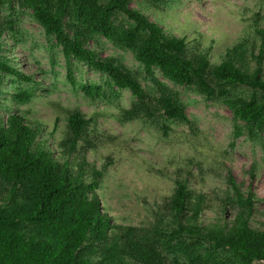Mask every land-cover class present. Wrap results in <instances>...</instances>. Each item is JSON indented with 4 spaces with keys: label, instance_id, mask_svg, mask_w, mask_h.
<instances>
[{
    "label": "trees",
    "instance_id": "16d2710c",
    "mask_svg": "<svg viewBox=\"0 0 264 264\" xmlns=\"http://www.w3.org/2000/svg\"><path fill=\"white\" fill-rule=\"evenodd\" d=\"M134 1L140 0H0V14L30 12L61 50L68 82L86 98L108 100V92L103 86L79 84L77 62L106 76L114 92L130 91L136 103L122 115L124 122L145 117L165 126L166 134L170 121L190 124L179 93L156 77L159 71L167 81L225 105L235 121L246 125L253 141L264 134V28L255 27L252 41L259 39L261 46L254 66L246 49L248 40L230 49L217 66L208 54H192L185 38L167 35L158 23L132 7ZM142 1L150 7L166 2ZM10 17L0 18V74L32 84L33 76L12 66L3 55L2 37L17 32L15 16ZM97 37L131 52L158 95L147 92L120 60L92 49L90 44ZM32 98L25 90L13 97L19 104ZM2 115L0 108V264L264 263V231L249 224L252 210L245 209L243 194L232 177L238 210L229 224L202 226L199 216L205 197L190 189V180L177 179L155 224L119 226L97 195L101 173L87 182L82 170L85 161L76 171L71 159L60 161L45 147L37 125L18 112L8 113L6 119ZM90 127L81 112L70 113L61 143L69 156L86 140Z\"/></svg>",
    "mask_w": 264,
    "mask_h": 264
},
{
    "label": "rangeland",
    "instance_id": "374dc122",
    "mask_svg": "<svg viewBox=\"0 0 264 264\" xmlns=\"http://www.w3.org/2000/svg\"><path fill=\"white\" fill-rule=\"evenodd\" d=\"M132 7L158 23L167 35L185 38L192 54H208L214 65H221L230 49L247 40L252 66L254 56L260 53L261 42L252 40H256L255 27L264 28V0H166L151 7L140 0ZM12 14L17 32L13 37H2L3 55L12 66L33 76L34 82L0 74L2 116L6 119L8 113L18 112L33 122L40 129L45 147L60 161L71 159L76 171L85 161L82 170L87 182L97 178L96 172L101 173L97 195L115 224H155L177 179L190 180V189L205 197L199 216L202 226L229 224L238 210L232 177L243 194L245 209L252 210L249 224L264 231V134L253 141L246 125L235 121L225 105L167 81L159 71L156 77L179 93L190 124L170 121L166 134L165 126L145 117L124 122L122 115L136 103L130 91L114 92L106 84V76L77 62L74 69L79 84L103 86L108 92V100L86 98L80 88L68 82L61 50L46 37L32 14L5 10L0 18L6 20ZM90 46L103 57L120 60L137 75L147 92L156 93L131 52L104 38ZM23 90L32 93L33 98L19 104L13 97ZM75 111L81 112L91 127L87 141H81L69 156L61 143L66 138L69 115Z\"/></svg>",
    "mask_w": 264,
    "mask_h": 264
}]
</instances>
